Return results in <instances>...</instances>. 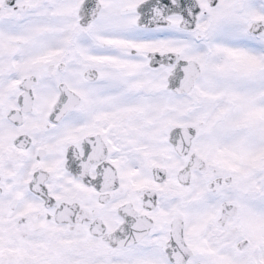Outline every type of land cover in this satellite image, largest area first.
<instances>
[{
	"label": "snow or ice",
	"instance_id": "snow-or-ice-1",
	"mask_svg": "<svg viewBox=\"0 0 264 264\" xmlns=\"http://www.w3.org/2000/svg\"><path fill=\"white\" fill-rule=\"evenodd\" d=\"M0 264H264V0H0Z\"/></svg>",
	"mask_w": 264,
	"mask_h": 264
}]
</instances>
